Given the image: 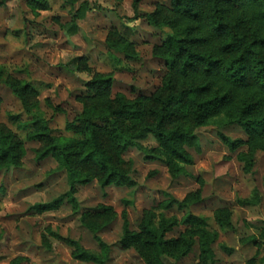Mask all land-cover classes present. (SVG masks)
Instances as JSON below:
<instances>
[{"label": "rangeland", "instance_id": "1", "mask_svg": "<svg viewBox=\"0 0 264 264\" xmlns=\"http://www.w3.org/2000/svg\"><path fill=\"white\" fill-rule=\"evenodd\" d=\"M42 2L45 8L35 11L27 0H5L0 6V71L3 80L32 83L37 96L29 103L40 105L32 115L42 116L53 136L79 140L66 126L87 104L104 106L102 100H86V83L95 75H112L111 101L117 94L135 100L162 89L169 76L160 56L164 33L151 27L146 15L159 10L160 18L171 16V0H140L136 16L133 0H76L72 5L68 0ZM240 14L227 12L229 18ZM72 27L76 28L73 33ZM108 42L124 46L136 60H126L108 47ZM10 114L20 116V121L11 123ZM27 121L20 102L0 81V127L14 133L24 151L18 167L0 173V264H87L74 260L72 249L50 233L95 252L96 238H100L112 247L107 264H144L134 249L122 250L117 245L124 222L137 232L144 214L156 208L166 195L181 201L197 191L202 202L191 212L208 218L218 235L212 264H261L264 249L258 235L264 228V153L252 155L253 170L247 174L238 156H249L248 148L243 146L231 153L218 136L221 133L246 141L239 127L218 122L193 129L200 149L188 150L193 165L185 167L186 176L174 179L165 165L145 159L137 149H129L121 156V166L135 182L133 190L101 188L93 179L76 187V211L65 200L54 211L38 213L33 209L35 205L52 203L69 187L66 172L57 170L51 157L37 160L36 150L42 144L26 140L22 126ZM140 144L147 149L157 147L152 136ZM256 190L261 196L259 205L238 204V199H248ZM221 209L231 211V230H222L214 219V213ZM166 215L179 221L183 213L170 211ZM185 230L179 225L166 238H178ZM222 246L232 252H224ZM198 254L194 247L180 261L164 257L160 263L197 264Z\"/></svg>", "mask_w": 264, "mask_h": 264}, {"label": "trees", "instance_id": "2", "mask_svg": "<svg viewBox=\"0 0 264 264\" xmlns=\"http://www.w3.org/2000/svg\"><path fill=\"white\" fill-rule=\"evenodd\" d=\"M4 1L0 0V6ZM68 1L72 5L76 0ZM27 3L33 11L45 8L42 0H27ZM139 3L140 0H133L135 16ZM229 10L241 14L229 18ZM169 13L171 16L163 18L159 17V10L146 15L148 24L164 33L160 56L169 76L162 89L135 100L117 94L111 101L108 97L112 75H95L86 83V100H102L104 106L97 102L87 104L66 126L79 140L53 136L47 121L40 115H32L40 107L37 102L29 103L37 96L32 83L3 80L0 71V81L12 91L28 117L22 126L26 140L42 144L36 150L37 160L51 157L57 170H64L67 175L68 192L52 203L35 205L33 209L38 213L54 211L65 200L76 211V187L93 179L101 188L116 186L133 190L136 184L129 171L121 166V156L129 149H137L145 159L165 165L174 179L186 176L185 167L193 165L188 150L199 152L200 149L193 129L218 122L222 126H237L246 134V141L233 140L221 133L218 136L231 153L243 146L248 148L250 155L240 154L238 160L245 173H252V155L264 153V0H171ZM75 29L72 27L71 32ZM108 47L128 61L136 60L124 46L108 42ZM178 82L181 83L176 86ZM8 119L17 123L20 116L10 114ZM148 136L155 139L156 148L142 147L140 143ZM22 146L14 133L0 127V173L20 165L24 155ZM260 200L256 190L250 198L237 202L241 207H253ZM201 202L200 191L188 194L181 201L166 195L156 208L144 214L137 232L124 222L117 245L122 250L134 249L144 264H161L164 257L180 261L197 247V264H212L218 235L211 229L208 218L191 212ZM170 211L181 212L183 216L178 221L166 215ZM230 215L231 211L226 209L214 213L222 230L233 228ZM179 225L186 227L185 232L178 238H166ZM50 234L72 249L76 261L107 264L110 259L112 247L100 238H96L98 251L95 252L85 250L77 241ZM258 236L264 249V228ZM221 249L232 252L224 246ZM260 262L264 264V258Z\"/></svg>", "mask_w": 264, "mask_h": 264}]
</instances>
